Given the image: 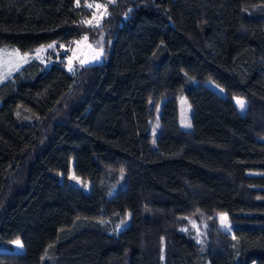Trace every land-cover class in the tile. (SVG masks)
I'll return each instance as SVG.
<instances>
[{"label": "trees", "instance_id": "trees-1", "mask_svg": "<svg viewBox=\"0 0 264 264\" xmlns=\"http://www.w3.org/2000/svg\"><path fill=\"white\" fill-rule=\"evenodd\" d=\"M96 1L0 0V47L105 39L0 83V264H264V0H114L90 29Z\"/></svg>", "mask_w": 264, "mask_h": 264}, {"label": "rangeland", "instance_id": "rangeland-1", "mask_svg": "<svg viewBox=\"0 0 264 264\" xmlns=\"http://www.w3.org/2000/svg\"><path fill=\"white\" fill-rule=\"evenodd\" d=\"M93 7L95 3L92 4ZM91 7V8H93ZM86 38V39H85ZM103 38L101 35H98L94 40L97 44L101 42ZM88 41L87 37L84 36L80 40L72 42L69 46H60L61 50L59 51L55 45L53 47H48L49 45L40 46L34 49L31 53H22L12 48L0 47V83L8 81L10 79L11 74L19 70V68L29 59H34L39 61L42 65H47L50 58L55 56L57 60H63L65 62V68L67 71H74L76 67L81 63V60L84 56V50L88 43L92 42ZM204 85L210 88L212 91L217 93L218 95L223 96V90L214 84L211 81L204 82ZM238 100H242L240 97H232V102L237 109L238 112H242L243 108L237 103ZM244 102V101H243ZM160 102H158L157 106L154 108L155 118L157 119L159 113ZM244 106V105H243ZM177 111H178V126L182 129H189L190 127V113L191 107L190 105L181 97L177 98ZM157 123H153V128H156ZM59 183L62 185H74L80 188L83 192L88 191L89 182L86 180H82L76 177L71 171V163L69 166V171L65 174H58ZM226 216L225 214H216L214 215L215 220L217 222L218 228L223 230L224 232L231 234V224L226 220V222H222L221 217ZM185 225L191 227L194 232V237L197 242L201 240L203 237L207 221L205 218L197 214L191 217H185ZM125 223H120L117 226V229L123 227ZM185 226H181L180 229H184ZM13 241L11 244L14 250H21V246H17ZM253 264V263H251Z\"/></svg>", "mask_w": 264, "mask_h": 264}, {"label": "water", "instance_id": "water-1", "mask_svg": "<svg viewBox=\"0 0 264 264\" xmlns=\"http://www.w3.org/2000/svg\"><path fill=\"white\" fill-rule=\"evenodd\" d=\"M105 39H102L99 44L96 41L88 43L84 50V56L80 63L83 67L99 66L104 57Z\"/></svg>", "mask_w": 264, "mask_h": 264}, {"label": "built area", "instance_id": "built-area-1", "mask_svg": "<svg viewBox=\"0 0 264 264\" xmlns=\"http://www.w3.org/2000/svg\"><path fill=\"white\" fill-rule=\"evenodd\" d=\"M113 1L114 0H97L95 2V5L99 4L101 5V7L99 9L95 6L92 8L91 13L86 20V26L90 29L97 28L101 24L103 19L107 16L108 8L113 3ZM57 49L60 51L61 47L59 46Z\"/></svg>", "mask_w": 264, "mask_h": 264}, {"label": "snow or ice", "instance_id": "snow-or-ice-1", "mask_svg": "<svg viewBox=\"0 0 264 264\" xmlns=\"http://www.w3.org/2000/svg\"><path fill=\"white\" fill-rule=\"evenodd\" d=\"M87 6L88 7H93V5H91V4H89ZM95 7L99 9L101 7V5L96 4ZM105 10H106V6H105ZM48 47H53V45H49ZM81 63H83V61ZM69 70L71 71V67L69 68ZM237 103L241 106V108H243L244 102L242 100H238ZM188 126L190 127L191 125H188ZM221 220H222V222H226L227 217L226 216H222ZM15 243L17 244V246H22V245H20L19 241H16Z\"/></svg>", "mask_w": 264, "mask_h": 264}]
</instances>
